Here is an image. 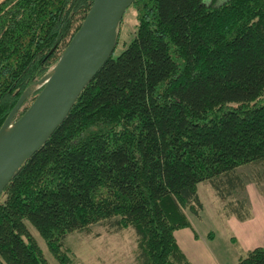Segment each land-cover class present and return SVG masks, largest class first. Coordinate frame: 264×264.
Segmentation results:
<instances>
[{"label": "trees", "instance_id": "16d2710c", "mask_svg": "<svg viewBox=\"0 0 264 264\" xmlns=\"http://www.w3.org/2000/svg\"><path fill=\"white\" fill-rule=\"evenodd\" d=\"M93 3L0 0V130ZM132 6V41L0 196V264H50L26 222L59 264L70 234L103 223L135 230L138 264H192L175 233L200 217L199 185L226 201L246 191L241 168L264 167V0ZM247 204L227 216L245 222ZM236 264H264V247Z\"/></svg>", "mask_w": 264, "mask_h": 264}, {"label": "rangeland", "instance_id": "374dc122", "mask_svg": "<svg viewBox=\"0 0 264 264\" xmlns=\"http://www.w3.org/2000/svg\"><path fill=\"white\" fill-rule=\"evenodd\" d=\"M222 0H208L209 3ZM138 25V13L134 6L125 14L119 28V43L113 57L117 58L135 36ZM70 41V40H69ZM67 41L57 56H60ZM54 66V65H53ZM52 66V68H53ZM39 92L30 96L19 111L18 120L32 105ZM263 165L241 168L243 179L246 180V191L222 201L209 182L198 187V194L203 204L200 217L187 211L192 230L175 233L188 260L192 264H236L241 257L257 247H264V167ZM259 182L257 184V182ZM245 200L248 204L250 217L241 222L226 214V206ZM30 232L37 240L50 264H59L50 253L46 241L29 222ZM186 230V229H185ZM210 234L213 235L210 238ZM63 251L68 255L71 264H138V237L133 228L116 230L107 223L98 224L88 232H74L65 240Z\"/></svg>", "mask_w": 264, "mask_h": 264}, {"label": "water", "instance_id": "95a60500", "mask_svg": "<svg viewBox=\"0 0 264 264\" xmlns=\"http://www.w3.org/2000/svg\"><path fill=\"white\" fill-rule=\"evenodd\" d=\"M135 1L94 0L53 69L23 93L0 130V196L23 164L64 123L87 85L113 57L119 27ZM36 92L30 108L15 120Z\"/></svg>", "mask_w": 264, "mask_h": 264}, {"label": "crops", "instance_id": "0c3cea01", "mask_svg": "<svg viewBox=\"0 0 264 264\" xmlns=\"http://www.w3.org/2000/svg\"><path fill=\"white\" fill-rule=\"evenodd\" d=\"M187 230H189V229H186V230H183V231H180V232H185V231H187ZM178 239V238H177ZM179 242V241H178ZM181 247V246H180ZM182 248V247H181ZM183 250V249H182Z\"/></svg>", "mask_w": 264, "mask_h": 264}, {"label": "bare ground", "instance_id": "6f19581e", "mask_svg": "<svg viewBox=\"0 0 264 264\" xmlns=\"http://www.w3.org/2000/svg\"><path fill=\"white\" fill-rule=\"evenodd\" d=\"M37 87H34L33 90H35Z\"/></svg>", "mask_w": 264, "mask_h": 264}]
</instances>
